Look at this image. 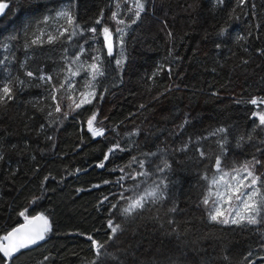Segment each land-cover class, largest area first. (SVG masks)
<instances>
[{
  "label": "trees",
  "instance_id": "obj_1",
  "mask_svg": "<svg viewBox=\"0 0 264 264\" xmlns=\"http://www.w3.org/2000/svg\"><path fill=\"white\" fill-rule=\"evenodd\" d=\"M63 2L41 0L23 11L10 4L11 11L0 15V58H7L0 65V79L7 82L10 74L24 82L15 99L0 106V235L25 222L19 216L25 208L29 216L48 215L53 229L45 241L23 251L15 264H41L44 256L50 257L44 264H264V223L210 222L201 204L208 186L203 177L216 175L213 165L221 136L227 138L230 165L253 157L264 160V127H257V118L251 116L257 108L248 103L264 97V0H250L242 8L237 0H147L146 12L126 29L123 48L116 46L114 57L104 56L105 75L92 81L97 98L75 111L73 100L78 103L81 93L92 91L87 87L89 74L71 77L67 71L78 51L74 45L83 41H68L66 35L54 43L31 45L41 28L57 34L63 20L49 25L39 21ZM116 2L75 0L73 15L81 26L91 27L103 10L105 23L115 29L123 27L111 20V12L118 11L130 24L134 11L128 9L136 0H118L119 8ZM85 47L89 53L79 62L85 66L93 63L92 56L106 52L102 36ZM115 59L124 60L122 69ZM158 67L164 70L153 76ZM29 71L33 77L26 75ZM41 75L52 81H42ZM66 78L75 90L61 89L53 100V86L59 89ZM57 102L67 118L55 112ZM97 111L102 121L97 126L115 131L92 138L86 120ZM185 118L190 123L181 129ZM220 127L227 133L209 136ZM133 131L138 134L126 135ZM117 141L125 150L111 156L104 168L96 167ZM185 144L188 148L180 151ZM151 152L156 156L147 155ZM139 161H145L150 172L165 161L171 165L170 171L148 179L151 184L159 176L168 177L165 198L131 216L110 210L112 204L127 206L120 194L131 196L125 189H132L134 182L117 181L145 170ZM256 174L264 180V167ZM49 175L44 197L31 204ZM105 196L109 200L101 204ZM109 219L121 225L113 240H108ZM89 235L104 244L106 254L96 256Z\"/></svg>",
  "mask_w": 264,
  "mask_h": 264
},
{
  "label": "snow or ice",
  "instance_id": "obj_2",
  "mask_svg": "<svg viewBox=\"0 0 264 264\" xmlns=\"http://www.w3.org/2000/svg\"><path fill=\"white\" fill-rule=\"evenodd\" d=\"M146 3L147 0H136L134 8H129V12L134 11V18L131 20V23L128 24L124 19L120 18V13L118 11L111 12V20L115 22L116 25H122L123 27H116L113 29L105 23L104 11L101 10L100 15L96 18L91 27L81 26L76 19V16L73 15V9L75 6V0H64L62 7L57 9L50 10V14L44 15L39 21L42 25H49L52 21L63 20L64 24L58 25L55 29L56 35H53L51 32H45L43 28L40 30V34L35 36L31 40V45L54 43L55 41L65 37L67 35V40L72 41L74 37H79L83 42L79 45H74L78 47V51L74 54V57L68 63L67 71L70 73L71 77L80 76L81 72L89 74L91 79L87 87L92 88V91L81 93L83 97L77 103L73 100L72 110L81 109L84 105L92 104L93 100L97 98V93L95 87L92 84V81H95L98 77H103L105 75L104 70H102L101 65L103 63L104 56L114 57V49L116 46L123 48L124 40L123 36L126 34V29L130 28L131 25L136 24L140 19L141 14L146 12ZM218 4H223L224 0H217ZM250 0H237V6L243 7L246 4H249ZM10 4H15L17 6V11H23L28 8L37 7L41 4V0H9V2H0V15L5 14V10L8 9L11 11ZM116 7L119 8L120 4L117 0ZM254 7V5H253ZM235 11V9H233ZM54 13V14H52ZM238 18V17H237ZM97 26H100V31L98 33ZM224 30L221 31L223 35ZM86 34H91L88 36ZM169 36H172V33H168ZM47 36L45 41L43 38ZM103 37V45L106 49L104 55L97 54L92 56L91 59L93 63L85 66L83 63H79L82 56H86L89 53V49L85 47L89 43V40L96 37ZM115 37V40H114ZM238 40L245 39L244 36H238ZM219 47V45H217ZM68 49H65L67 53ZM264 54V52H262ZM67 59V57H65ZM7 58H0V65L6 64ZM115 66L119 69H122L124 60L115 59ZM73 65H75V70H73ZM163 67H158L157 71L153 73V76L158 75L163 71ZM169 74H171V68L168 69ZM28 77H33V72H27ZM42 81L50 83L52 81L51 76L41 75L39 77ZM23 81L16 79L13 80L9 74L7 82L0 79V106L6 105L8 102L15 99L16 89L19 86L23 85ZM72 89L75 90V85L71 82L70 78H66L65 83L60 85L59 89H56L53 86L52 99L57 100L56 93L61 89ZM167 91V90H166ZM160 95H164L161 93ZM216 95V93H213ZM103 94H100L102 98ZM91 97V98H90ZM159 99V96L156 97ZM237 103L242 101L237 100ZM249 104L257 108L256 111L251 113L252 117L257 118L258 124L257 127H264V97H253L248 101ZM144 107V105H141ZM55 112L63 115L64 118H67L68 113L63 112L59 102L55 104ZM48 115L51 117L52 112H49ZM99 112H94L86 120V130L90 133L92 138L105 137L108 131H115V129H106L105 127L97 126L102 121H98ZM53 124L57 123L56 120H52ZM190 121L185 118L184 122L180 125V128L183 129L186 124ZM43 125L41 128L43 129ZM226 134L227 129L220 127L214 132L209 133L210 137L220 136V134ZM138 132L133 131L126 133V135L132 136L137 135ZM49 141H53L54 137L48 136ZM208 139V137H198L197 140ZM243 139V137L241 138ZM191 141V138H189ZM219 147V154L215 157V162L213 168L216 175L212 178H209L207 174L203 177L204 180L208 182L207 190L205 195L201 199V204L207 212V218L210 222L222 224V225H257L264 223V180L261 179L259 175L256 174V169L258 167H264V160L256 159L253 157L251 160H245L237 164H229L227 159L228 147H227V138L221 136L217 141ZM188 144L184 145L183 149L180 151L186 150ZM125 149L121 147L120 143L117 141L114 143L108 151L104 154L103 160L96 165V167L104 168L105 163L109 161L111 156H114L118 151H124ZM200 157L205 158V152L201 149H197ZM149 156H156L155 152L148 153ZM3 159V156L0 155V160ZM135 161V157L133 158ZM139 167L145 169V161H139ZM171 165L166 161L162 166H157L155 172H150L148 170H143L135 175L128 174L121 175L117 183L122 184L125 178L130 179L134 182L132 189H125V191H132L131 196H125L123 193L120 194V199L127 201V206L122 209L119 208L118 204H112L110 210H119L125 216H131L134 213H137L139 210L145 208L149 203H155L157 201L163 200L165 198V192L168 187V177L166 175L159 176L158 179H153L151 184H148V179L156 174H163L167 171H170ZM120 172H124V169H118ZM76 172H80V169H76ZM231 176L232 180L236 181L235 184L225 180L226 177ZM138 177H143L144 179L137 182ZM51 178V176H45L41 182V192L39 195L33 196L30 201L31 204L37 203L40 199L44 197V194L47 192L45 183ZM105 184L110 183V181H105ZM144 184L145 187L141 188V185ZM93 187H100V185H94ZM223 188V190H221ZM77 191H82V189H77ZM109 200L108 196H105L100 203L104 204ZM175 211V208L172 209ZM28 208H25L19 212V216L23 217L26 223L20 224L17 227L11 228L6 233L0 235V264H15L16 259L20 254L25 250H31L34 246H38L40 242L45 241L48 233L52 229V223L48 215L40 213L36 216L27 215ZM39 222V223H36ZM171 223V222H170ZM31 225V227H29ZM107 227L110 230V235L108 240H113L117 237V234L121 231V225L114 223V220L109 219L107 221ZM88 239L91 242L92 248L97 257L101 256L102 249L104 244H101L100 241L94 239L91 235L88 236ZM249 256L251 253L248 254ZM49 256H44L43 261H48ZM264 259V257H262ZM95 264V261L93 262Z\"/></svg>",
  "mask_w": 264,
  "mask_h": 264
},
{
  "label": "rangeland",
  "instance_id": "obj_3",
  "mask_svg": "<svg viewBox=\"0 0 264 264\" xmlns=\"http://www.w3.org/2000/svg\"><path fill=\"white\" fill-rule=\"evenodd\" d=\"M226 181L231 182L232 184H235L236 181L232 180L231 176L225 178ZM223 190V188H221Z\"/></svg>",
  "mask_w": 264,
  "mask_h": 264
},
{
  "label": "water",
  "instance_id": "obj_4",
  "mask_svg": "<svg viewBox=\"0 0 264 264\" xmlns=\"http://www.w3.org/2000/svg\"><path fill=\"white\" fill-rule=\"evenodd\" d=\"M37 215H39V214H37ZM34 216H36V215H34ZM24 223H26V221L25 222H23V223H21V224H24ZM36 223H39V222H36ZM20 225V224H19ZM19 225H17V226H19ZM17 226H15V227H17ZM29 227H31V225H29ZM41 243V242H40Z\"/></svg>",
  "mask_w": 264,
  "mask_h": 264
}]
</instances>
